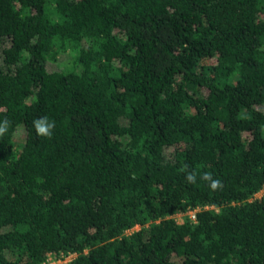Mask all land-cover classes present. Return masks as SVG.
Returning a JSON list of instances; mask_svg holds the SVG:
<instances>
[{"label":"trees","instance_id":"trees-1","mask_svg":"<svg viewBox=\"0 0 264 264\" xmlns=\"http://www.w3.org/2000/svg\"><path fill=\"white\" fill-rule=\"evenodd\" d=\"M4 119L0 264H264V0H0Z\"/></svg>","mask_w":264,"mask_h":264},{"label":"clouds","instance_id":"clouds-1","mask_svg":"<svg viewBox=\"0 0 264 264\" xmlns=\"http://www.w3.org/2000/svg\"><path fill=\"white\" fill-rule=\"evenodd\" d=\"M9 126L10 121L7 119L0 121V136H3L8 132ZM33 128L38 137L51 138L53 135V129L55 128V122L50 121L47 116L39 117L33 120ZM185 178L189 182H195V173H187ZM202 178L205 180H211L209 186L212 190H216L222 184L219 180L211 179V174L209 173H204Z\"/></svg>","mask_w":264,"mask_h":264},{"label":"rangeland","instance_id":"rangeland-1","mask_svg":"<svg viewBox=\"0 0 264 264\" xmlns=\"http://www.w3.org/2000/svg\"><path fill=\"white\" fill-rule=\"evenodd\" d=\"M68 56V54H66V53H59L58 55H57V57H56V60L55 61H48L47 62V67L48 68H53V67H58L57 65H61V67L62 68H64L65 66H64V60H65V58ZM71 66V64L68 66V67H70ZM14 138H15V141L16 142H21L22 141V139H23V135H22V132H20V133H17L15 136H14ZM256 195H258V193H256ZM190 213V212H189ZM181 215V213H174V217H176V218H179L178 216H180ZM134 228H137V226H134V227H132V228H130V229H128V230H126L125 232H129L130 230H132V229H134ZM74 256V253H69V254H67V255H64V256H61V257H52V256H49L48 258H47V261L45 262V263H43V264H61V263H65V262H67L70 258H72Z\"/></svg>","mask_w":264,"mask_h":264}]
</instances>
